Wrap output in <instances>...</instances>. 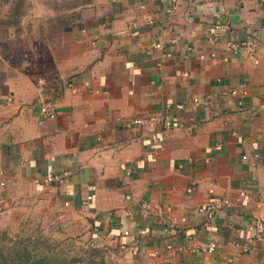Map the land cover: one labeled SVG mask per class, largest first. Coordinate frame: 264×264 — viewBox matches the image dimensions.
I'll list each match as a JSON object with an SVG mask.
<instances>
[{"label":"crops","instance_id":"0c3cea01","mask_svg":"<svg viewBox=\"0 0 264 264\" xmlns=\"http://www.w3.org/2000/svg\"><path fill=\"white\" fill-rule=\"evenodd\" d=\"M0 185L127 264H264V0H0Z\"/></svg>","mask_w":264,"mask_h":264},{"label":"rangeland","instance_id":"374dc122","mask_svg":"<svg viewBox=\"0 0 264 264\" xmlns=\"http://www.w3.org/2000/svg\"><path fill=\"white\" fill-rule=\"evenodd\" d=\"M27 190L14 194L8 204L0 202L3 255L15 246L19 252L27 250L30 258L41 254L52 261L64 259L66 264H86L87 258L93 260L91 264H127L123 255L94 246L84 225L63 217L39 192ZM2 192L0 185V200L5 197Z\"/></svg>","mask_w":264,"mask_h":264},{"label":"built area","instance_id":"2783aa9c","mask_svg":"<svg viewBox=\"0 0 264 264\" xmlns=\"http://www.w3.org/2000/svg\"><path fill=\"white\" fill-rule=\"evenodd\" d=\"M223 27L224 26H222V25H220V24H214V28L215 29H223ZM156 46H159L158 44L156 45ZM225 51H226V54H224L223 56H222V59L223 60H225V61H227L228 59H230L231 58V56L236 52V51H238L239 49H244V51H245V53H246V55H247V57L249 58V59H251L254 63H257L258 62V59H257V57H256V46H255V44H253V43H249V44H241L240 43V41H238L237 39H234V38H229V39H227L226 40V42H225ZM216 56V53L215 52H211L210 53V57H215ZM201 57H203V55H201ZM185 74V73H184ZM223 94H233V95H235V94H240V97H244L245 96V94L247 93V91H246V89H245V87H244V85L243 84H241L240 86H239V89H237V88H233V89H231L229 92H222ZM195 100H197V99H195ZM238 106L239 107H242V99H240L239 101H238ZM176 107L178 108V109H181L182 107H183V105L182 104H177L176 105ZM48 107H44V109H42L44 112H47L48 111ZM49 116H51V117H53L54 116V113L52 112V113H49ZM139 123H141V120L140 119H133L132 121H131V124H133V125H137V124H139ZM243 158H246V156H243ZM126 174H129V172L127 171L126 172ZM61 178V175H54V176H50V177H47L45 180L46 181H50V180H53V179H60ZM2 184V183H1ZM212 189H209V193H212ZM245 195V193L242 191V192H240V196L241 197H243ZM224 203H228V200H224ZM214 208H215V205H214V203H212V202H210V203H207V204H204V205H201L200 207H198V211L199 212H206L207 213V215L208 216H210L211 215V213L213 212V210H214ZM256 227L258 228V229H260L261 231H264V223H262V222H260V221H258L257 222V225H256ZM168 249L169 248H171V245L170 244H168L167 246H166ZM215 247H216V243L215 242H211L210 244H209V250L210 251H212V250H214L215 249ZM247 247H244V249H246Z\"/></svg>","mask_w":264,"mask_h":264},{"label":"trees","instance_id":"16d2710c","mask_svg":"<svg viewBox=\"0 0 264 264\" xmlns=\"http://www.w3.org/2000/svg\"><path fill=\"white\" fill-rule=\"evenodd\" d=\"M16 247L14 246L11 250L8 251L7 255H3L2 249H0V264H66L64 259H60L57 261H52L49 256H41L34 254L30 258L29 252L24 250L19 252L15 250ZM91 258H87L85 261L86 264L93 263V260H89ZM84 261V258L82 259Z\"/></svg>","mask_w":264,"mask_h":264}]
</instances>
